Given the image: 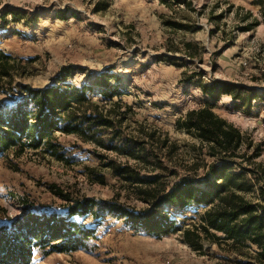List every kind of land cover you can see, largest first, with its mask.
Instances as JSON below:
<instances>
[{"label": "rangeland", "instance_id": "374dc122", "mask_svg": "<svg viewBox=\"0 0 264 264\" xmlns=\"http://www.w3.org/2000/svg\"><path fill=\"white\" fill-rule=\"evenodd\" d=\"M0 49L15 62L0 88V112L17 109L22 86L58 84L65 73L66 83L92 87L89 98L112 120L86 142L56 131L63 161L29 149L0 155V225L30 211L62 212L57 191L138 211L148 206L140 192L150 186L203 185L215 158L177 122L204 102L251 143L225 161L249 170L254 185L242 195L264 200V0H0ZM101 74L114 75L118 95L110 101L97 95ZM241 89L253 97L239 108L234 96L248 95ZM193 208L168 211L187 228L199 225L202 210ZM89 222L97 227L87 250L35 251L29 264H264L251 248L200 234L195 249L180 230L150 235L117 213Z\"/></svg>", "mask_w": 264, "mask_h": 264}, {"label": "trees", "instance_id": "16d2710c", "mask_svg": "<svg viewBox=\"0 0 264 264\" xmlns=\"http://www.w3.org/2000/svg\"><path fill=\"white\" fill-rule=\"evenodd\" d=\"M14 68V59L0 49V88L3 80H10ZM62 75L57 80L58 84L41 89L22 86L25 96L17 109L9 113L0 112V155L9 150L20 155L29 149L63 161L64 151L57 142L56 131L86 142L94 140L99 129L112 126L108 113L89 98L93 88L86 84L77 87L66 83V74ZM109 76L101 74L97 78L100 101H110L114 95H118L116 87L110 84ZM220 87L228 92L230 85L220 84ZM241 90L248 95L234 96L235 99L241 97L239 108L253 97L249 91ZM202 91L215 97L206 86H202ZM177 125L206 143L209 155L215 158V162L207 166V178L203 185L182 179L166 190L150 186L140 192L148 206L138 211L109 201L73 199L57 191V195L66 201L62 212L30 211L19 219L0 225V264H29L35 251L47 256L54 252L87 250L97 223H84V220L90 218L96 222L104 211L121 215L128 225L150 235L161 236L180 230L184 241L195 249L199 248L200 234L211 242L223 241L236 249L251 248L254 258L263 263L264 200L252 202L246 199L242 192L251 190L254 185L252 177L247 176L249 170L235 172L225 161L236 156L242 146L252 147L251 143L239 130L215 115L208 102L187 112ZM138 154L137 158L147 156L143 150H139ZM148 183H155V180ZM191 206L194 212L202 210L199 225L187 228L183 227L182 222L177 225L176 216L168 210L185 215L191 211Z\"/></svg>", "mask_w": 264, "mask_h": 264}]
</instances>
